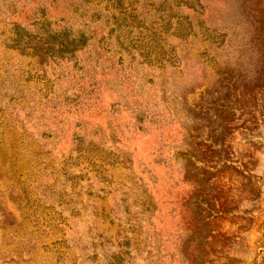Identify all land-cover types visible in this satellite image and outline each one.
Listing matches in <instances>:
<instances>
[{
  "label": "rangeland",
  "instance_id": "obj_1",
  "mask_svg": "<svg viewBox=\"0 0 264 264\" xmlns=\"http://www.w3.org/2000/svg\"><path fill=\"white\" fill-rule=\"evenodd\" d=\"M0 264H264V0H0Z\"/></svg>",
  "mask_w": 264,
  "mask_h": 264
},
{
  "label": "trees",
  "instance_id": "obj_2",
  "mask_svg": "<svg viewBox=\"0 0 264 264\" xmlns=\"http://www.w3.org/2000/svg\"><path fill=\"white\" fill-rule=\"evenodd\" d=\"M70 45H71V44H68V43L64 42V44H62V45L60 46V51H58V52H59V53H60V52H61V53H69V52H67V47L70 46ZM37 51H42V50H41L40 47H38Z\"/></svg>",
  "mask_w": 264,
  "mask_h": 264
}]
</instances>
